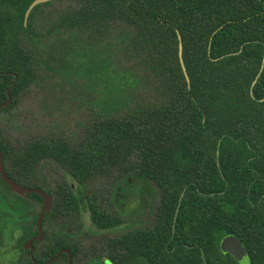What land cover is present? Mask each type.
Returning a JSON list of instances; mask_svg holds the SVG:
<instances>
[{"label": "trees", "instance_id": "16d2710c", "mask_svg": "<svg viewBox=\"0 0 264 264\" xmlns=\"http://www.w3.org/2000/svg\"><path fill=\"white\" fill-rule=\"evenodd\" d=\"M32 1L0 0V104L15 82L3 111L44 69L81 79L92 96V116L73 135L12 143L0 131L19 172L44 157L64 168L54 219L64 212L74 223L89 209L96 231L119 228L104 196L81 186L110 181L115 205L117 186L134 192L146 181L161 192L156 225L84 239L97 255L241 264L221 249L235 235L249 264H264V0H71L47 26L33 23L38 7L25 22Z\"/></svg>", "mask_w": 264, "mask_h": 264}, {"label": "flooded vegetation", "instance_id": "af4514ba", "mask_svg": "<svg viewBox=\"0 0 264 264\" xmlns=\"http://www.w3.org/2000/svg\"><path fill=\"white\" fill-rule=\"evenodd\" d=\"M34 1L35 0H33L31 4ZM67 1L68 4H66L64 0H50L43 3H38L32 9L33 11L36 7H38V10L36 11L35 17L33 19L34 25L47 26L54 19H56L55 16L57 13L61 12L69 5H76V1ZM58 3L60 4L57 5ZM53 11H55V13H53ZM14 84L15 82L9 87L10 93ZM34 85L35 84H33L32 86ZM9 88L7 89V94ZM12 103L13 95L12 102L7 107H10ZM4 108L0 110V113L7 112L3 111ZM9 141H11L12 143L24 142L20 141L19 139L12 138ZM16 149L21 150V148L19 147ZM2 156L6 173L13 181L28 189L43 190L47 194L53 196V201L51 209L44 214L40 226L38 222L44 208L43 196L39 192H32L27 194L18 193L4 180L0 172V264H116V262L113 261L112 257H110L109 254L102 256L97 255L95 249L91 244H86L85 242H83L85 239V235L83 234V224H81L82 216L81 218H78L76 222L67 224L65 221L64 212L59 213L57 220L54 219L55 217L52 214V210L54 207L55 199L57 197V188L59 184L65 181L66 175L65 170L62 166L60 167L55 161H52V159H47V157H44L38 163L35 172H33V167H31V173H22L18 171V167L15 166L10 156L8 154L7 156L4 155L3 149ZM56 167L59 170L58 175L57 173L55 174V172H57L55 170ZM76 183L77 181L73 185L75 188L78 186V183ZM83 185L86 186L87 184L84 183ZM145 185L146 181L139 183V189L138 191H136V193L139 192L142 195ZM2 187L7 192L2 190ZM83 190L86 193H89L90 191V189ZM120 190L121 196L123 197L122 202L118 200L120 197L118 195V191ZM131 192H133V190H130L127 187L124 190V188L117 186L115 191V194L117 195L115 206L120 203L122 204L124 199H127V197H129L131 194L132 196L135 194ZM29 199L38 202L41 206V209L35 215L30 214L29 216H24L22 205H25L24 207H26L27 203L25 201H29ZM134 202L138 203L137 200H135ZM107 206L110 212L117 213V215L121 214L119 213V210L111 208L109 204H107ZM121 206L124 210L122 213L128 215L129 212L126 208V205L123 204ZM87 211H89L91 216L90 210L88 209ZM156 214L157 209L153 218H151L150 220H142L139 228L142 230L153 228L156 225ZM122 220L124 223L119 228L114 229V233H118L110 235V237H115L120 233H125L126 231L130 230L128 229L126 219L123 217ZM12 227L13 230L18 228L17 230L20 232V235L18 236L16 242H7V231L12 229ZM66 239L69 240V242H64V240ZM88 248L89 250H87ZM141 264H145V262L142 261Z\"/></svg>", "mask_w": 264, "mask_h": 264}, {"label": "rangeland", "instance_id": "374dc122", "mask_svg": "<svg viewBox=\"0 0 264 264\" xmlns=\"http://www.w3.org/2000/svg\"><path fill=\"white\" fill-rule=\"evenodd\" d=\"M64 2L68 4L67 0H64ZM66 69L69 73L76 71V69H68L67 66ZM82 83L81 79L75 80V76L70 74L63 76L44 69L40 78H38V82L21 96L17 105L7 112L0 113V130L3 136L8 140L12 138L25 141L48 130L61 133L66 132L73 135L80 129H83L85 122L92 116L93 107L90 103L92 96L85 90V87H82ZM55 170L57 171L55 174L57 173L58 175V168L56 167ZM65 179L69 180L70 178L65 175ZM81 188L90 189V194L93 192L101 193L104 196L105 202L111 208L119 210V213L122 214H119L121 218L124 217L126 219L128 229L139 227L143 219L150 220L153 218L161 199L160 189L154 183H147L142 195L139 192L136 193V191L131 192L135 194L133 196L131 194L127 199H124L122 204L120 203L117 206L108 201L111 200L109 194L111 189L110 181L98 179L86 186L82 185ZM1 189L6 191L3 187ZM108 196L109 199H107ZM135 200L138 203H135ZM25 202L27 203L26 207L22 205L24 216L35 215L40 211L41 206L38 202L31 199ZM123 204L126 205L129 212L128 215L122 213L124 210L121 205ZM82 223L85 239L98 241L108 235L118 233H114V230L108 232L96 231L97 227L94 225L87 209L82 210ZM17 229L13 230L12 227V229L7 231V242L17 241L20 235ZM234 237L235 235H227L223 238L221 249L224 252L226 244L230 241L233 242ZM85 243L90 244L87 241Z\"/></svg>", "mask_w": 264, "mask_h": 264}, {"label": "water", "instance_id": "95a60500", "mask_svg": "<svg viewBox=\"0 0 264 264\" xmlns=\"http://www.w3.org/2000/svg\"><path fill=\"white\" fill-rule=\"evenodd\" d=\"M50 0H35L28 8L27 12H26V16H25V22L27 23L28 19H29V15L32 11V9L38 4V3H43V2H47ZM179 38L181 40V35L179 34ZM180 58H181V63L183 66V70L186 74L187 80L190 81L189 75L187 73V68L183 59V44L182 41L180 42ZM264 67V64H263ZM12 102V95L10 93V88L8 90V100L4 103H2L0 105V110L4 107H7L11 104ZM0 172L4 178V180L18 193L20 194H27V193H32V192H39L43 198H44V208L42 210L40 219H39V225L41 226V222L43 219L44 214L49 211L51 209L52 206V201H53V196L50 194H47L46 192H44L41 189H28L25 188L23 186H21L20 184L16 183L15 181H13L8 174L6 173L5 167H4V163H3V156H2V149H1V145H0ZM42 230V229H41ZM234 241H230L229 243L226 244L224 250L225 252H228L230 254H232L241 264H249L250 261V257L249 254L246 250V248L244 247L242 241L238 238V237H234ZM207 264V263H206Z\"/></svg>", "mask_w": 264, "mask_h": 264}]
</instances>
